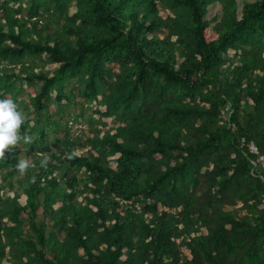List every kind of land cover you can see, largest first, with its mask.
Listing matches in <instances>:
<instances>
[{
    "label": "trees",
    "instance_id": "obj_1",
    "mask_svg": "<svg viewBox=\"0 0 264 264\" xmlns=\"http://www.w3.org/2000/svg\"><path fill=\"white\" fill-rule=\"evenodd\" d=\"M3 98L0 264H264V0H0Z\"/></svg>",
    "mask_w": 264,
    "mask_h": 264
},
{
    "label": "clouds",
    "instance_id": "obj_2",
    "mask_svg": "<svg viewBox=\"0 0 264 264\" xmlns=\"http://www.w3.org/2000/svg\"><path fill=\"white\" fill-rule=\"evenodd\" d=\"M25 122V117L18 110L17 104L11 98L0 99V159H6V151L11 154L12 150L21 142L25 145L33 142L30 135H22L21 126ZM71 158V157H69ZM49 157L43 154L41 167H46ZM16 169L24 174L30 167H35L28 159H20L16 164Z\"/></svg>",
    "mask_w": 264,
    "mask_h": 264
},
{
    "label": "rangeland",
    "instance_id": "obj_3",
    "mask_svg": "<svg viewBox=\"0 0 264 264\" xmlns=\"http://www.w3.org/2000/svg\"><path fill=\"white\" fill-rule=\"evenodd\" d=\"M253 1H255V0H236L238 16L240 14V10H241V7L243 6V4L245 2H253ZM73 12H74V8L72 7L70 9L69 13H73ZM161 15H162V13H161ZM219 15H220V7H219V5H217V6L214 5V6H210L209 7V9L207 11V14L205 16V19L207 21H209V30H207V32H206L207 38L209 40L214 39L216 37L215 34L211 31V29H212V27H213V25L215 23L214 19L216 17H218ZM48 66H49L50 70H51V68L56 67L55 64L48 65ZM29 92L34 94V91H32L29 86H27L25 83H23V92L19 95V98L20 99H24L25 101H27ZM54 108H55V105H50V110H54ZM66 111H69L71 113L76 112L77 111V107H75L73 105H70V106L67 107ZM110 119L111 118H103V120L105 121V125H103V128H106L107 126H109V127L112 126V122H111ZM100 126L102 127V124ZM81 127H82V125L76 124V125L73 126V129H74L75 132H78ZM109 166L113 167L114 166V162L110 161L109 162ZM9 194H11V193H9ZM23 198L24 197L22 195L18 198L20 203L23 202ZM197 232H204V230H203V228H199V229H197ZM180 250H181L183 255L188 256L187 250L184 247H181Z\"/></svg>",
    "mask_w": 264,
    "mask_h": 264
},
{
    "label": "built area",
    "instance_id": "obj_4",
    "mask_svg": "<svg viewBox=\"0 0 264 264\" xmlns=\"http://www.w3.org/2000/svg\"><path fill=\"white\" fill-rule=\"evenodd\" d=\"M249 149L251 152L258 155L255 165H259L264 169V156L258 153L257 147L252 143L249 145Z\"/></svg>",
    "mask_w": 264,
    "mask_h": 264
}]
</instances>
